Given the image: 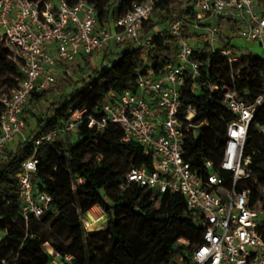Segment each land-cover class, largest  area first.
<instances>
[{"label":"trees","instance_id":"obj_1","mask_svg":"<svg viewBox=\"0 0 264 264\" xmlns=\"http://www.w3.org/2000/svg\"><path fill=\"white\" fill-rule=\"evenodd\" d=\"M66 1L74 5L79 0ZM86 1L94 6L97 28L107 29L133 3L144 0ZM151 1L153 7L143 23L140 38L153 34L150 46L134 47L135 41L114 44L122 51L103 68L94 67L91 57L83 56L85 65L80 70L85 69V76L72 84V87L78 84L73 93L61 97L44 114L30 111L29 118L23 109L21 119L33 127L32 132L15 149L4 147L0 153V261L49 264V256L42 249L49 246L63 264H187L190 246L198 241L201 232L199 217L187 208L178 193L159 194L126 182L133 167L152 170L153 159L136 141L124 142L117 125L89 129L84 123L64 136L38 146L34 143L41 133L63 126L75 109L84 111L85 119L89 115L99 118L101 106L112 95L134 90L138 76L150 72L159 75L173 64L170 44H174V38L165 30L159 36L152 33L155 26L181 20L188 37L193 36L192 32L199 35L192 27L197 18L190 0H183L187 3L185 7L181 0ZM159 6L164 9L152 23L151 15ZM224 22L228 21L218 19L217 27L220 29ZM234 29L232 25L231 30ZM219 51L212 50L207 42L204 46H193L192 59L200 63V77L194 80L199 88L192 92V83L187 81L180 93L181 115L191 106L197 111L194 122L205 123L195 136L184 140V159L200 174L207 172L208 161L216 169L227 125L233 120L223 103L224 93L234 90L248 104L264 95V58L249 53L230 63L229 57ZM19 80L18 66L0 47V88L6 87L5 92L0 90V95L15 89ZM202 83L208 86L201 88ZM48 92L51 90L33 93L28 103L42 101ZM2 109L0 102V115ZM243 157L250 159L252 175L239 183L237 189L250 190L254 205L264 190V104L249 124ZM30 159L37 160L36 171L31 174L33 196L50 195V207L56 211L45 213L40 219L32 216L25 219L19 207V175L22 163ZM217 173L229 185L230 177L221 170ZM253 177L255 183L251 181ZM95 206L105 215L106 224L103 229L88 233L80 215ZM258 228L264 231V221H260ZM180 239L190 244H180ZM65 256L71 259L66 262ZM180 256L182 262H178Z\"/></svg>","mask_w":264,"mask_h":264},{"label":"built area","instance_id":"obj_2","mask_svg":"<svg viewBox=\"0 0 264 264\" xmlns=\"http://www.w3.org/2000/svg\"><path fill=\"white\" fill-rule=\"evenodd\" d=\"M190 1L197 18L194 29L211 21L204 26L208 40L217 39L220 31L216 22L222 19L234 25L240 38L258 43L264 50V0ZM152 7L151 0L133 3L107 29H98L94 6L86 0L74 5L66 0H0V47L18 66L20 75L18 86L0 95L3 105L0 153L25 127L21 115L31 95L45 91L56 82L57 66L81 67L83 62L79 61L83 56L97 57L111 44L135 41L134 47L150 46L153 34L140 38ZM183 25V21L173 20L164 28L152 31L159 36L165 30L174 38V63L161 74L150 72L138 76L134 90L112 95L101 106L99 118L89 115L85 119L84 111L75 109L63 126L41 133L34 143L38 146L64 136L84 123L89 129L117 125L124 142L136 141L153 159L152 170L133 167L126 175V182L159 194L178 193L187 208L199 217L201 232L198 241L190 246L187 264H264V231L258 228L262 207H256L264 197V190L252 205L251 191L237 189L239 183L252 175L250 159L243 157V147L249 124L264 104V95L248 104L234 90L224 93L223 103L233 120L227 125L216 169L208 161L205 174L193 171L184 159V140L195 136L205 123L194 122L197 111L191 106L181 115L180 93L187 81L192 83L191 91H196L199 85L194 80L200 77V63L192 59L193 46L182 33ZM219 53L229 57L230 63L237 61L226 47ZM36 165L35 159L23 162L19 175V207L25 219L56 213L50 207V195L33 196L31 174L36 171ZM217 170L230 177L229 185ZM178 243L190 244L185 239ZM70 259L71 256L64 257L66 262ZM182 261L180 256L178 262ZM59 263L63 264L61 260ZM0 264L11 263L1 260Z\"/></svg>","mask_w":264,"mask_h":264},{"label":"rangeland","instance_id":"obj_3","mask_svg":"<svg viewBox=\"0 0 264 264\" xmlns=\"http://www.w3.org/2000/svg\"><path fill=\"white\" fill-rule=\"evenodd\" d=\"M186 4L187 3L185 1L181 0L182 7H185ZM174 7L177 8L178 6L175 5ZM163 9L164 8L162 6H159L157 9L153 11L151 15L152 23H155L156 18L159 16L160 11H163ZM231 26H232L231 22H224L223 26L219 29L220 34L218 35L215 41L208 40L205 37L206 28L204 27H197V30L195 29L197 33L200 34L198 36L192 32L193 36L188 37L187 36L188 31L186 27H183L182 33L185 36V38L188 39V42L191 46L195 45L196 42H200L201 45L204 46V43L207 42L211 49L216 50L226 47L229 50L230 54H232V56H236L239 58L246 56L249 53L256 55L260 58H264V50H262V48L259 46L258 43L253 41H248L244 38H240L237 34L236 29L231 30ZM161 28H164V25H157L154 27V30H158ZM121 51H122L121 47H115L114 45H112L106 51V54L102 53L98 55L97 58L91 57V62L94 67H98V68L109 66L116 58L119 57V53ZM170 54L172 60L174 61L175 47L173 42L170 44ZM84 71L85 69L81 71L80 68H77L75 65H72V68L69 70L68 74L61 73L59 70H56L57 72L56 82L47 89V91L51 90V92H48L46 98L38 103H31V102L27 103V105L24 107V115L31 118L30 111L44 114L46 112V109L51 107L61 97L65 96L68 92L73 93L74 89L78 87V84L75 87L74 86L72 87V84L80 80L83 76H85ZM0 90L2 92H5L6 87L1 86ZM137 93H140V90H138ZM33 125L34 123L31 124V126ZM22 133L24 134V136H27V134L30 133V126L25 125V127L22 130ZM16 138L17 136L7 146L8 148L15 149V147L18 145ZM251 181L255 183L256 178L253 177ZM256 207L257 209H260L262 207L261 213L259 215V220L264 221V200H262L261 203L258 204ZM80 218L85 232L88 233L103 229L106 224L105 215L97 206L91 208L84 215H80ZM42 249L49 256V264H54V263L60 264L59 257L54 253V251L49 246L43 247Z\"/></svg>","mask_w":264,"mask_h":264},{"label":"crops","instance_id":"obj_4","mask_svg":"<svg viewBox=\"0 0 264 264\" xmlns=\"http://www.w3.org/2000/svg\"><path fill=\"white\" fill-rule=\"evenodd\" d=\"M210 22H211V21L206 22V23H204V24L206 25V24H208V23H210ZM195 31H196V30H195ZM196 32H197V31H196ZM199 35H200V34H199ZM112 45H113V44H111V46H112ZM196 45H198V46H202L200 42H196V44L193 45V46H196ZM109 48H110V47H109ZM109 48H108V49H109ZM108 49L104 50L102 53H103V54H106V51H107ZM102 53H101V54H102ZM97 57H98V56H97ZM97 57H96V58H97ZM81 61L83 62V65H82L81 67H84V65H85V60L83 59V57H82V59H81L79 62H81ZM75 66H76V65H75ZM76 67H77V68H81V67H78V66H76ZM65 68H66V69H65ZM71 68H72V66H67V67L57 66V67L55 68V71H56V70H59L61 73H66V74H68V72H69V70H70ZM56 73H57V72H56ZM32 130H33V127H30V133L32 132ZM30 133H29V134H30ZM29 134H27V136H24V134L21 132V134L17 135V138H16V139H17V142H18V143L22 142L23 139L27 138ZM15 137H16V136H15ZM15 137H14V139H15ZM14 139H13V140H14ZM13 140H12V141H13ZM12 141H11V142H12ZM11 142H10V143H11ZM10 143H9V144H10ZM9 144H7L6 147H7Z\"/></svg>","mask_w":264,"mask_h":264}]
</instances>
